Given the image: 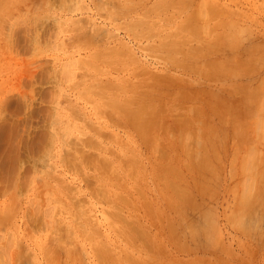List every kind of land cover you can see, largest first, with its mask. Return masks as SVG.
<instances>
[{"label": "rangeland", "instance_id": "rangeland-1", "mask_svg": "<svg viewBox=\"0 0 264 264\" xmlns=\"http://www.w3.org/2000/svg\"><path fill=\"white\" fill-rule=\"evenodd\" d=\"M193 10L195 14L191 13ZM187 15L191 16V20ZM181 24L183 27L179 28ZM195 28L201 30L198 36L192 33L196 32ZM175 33H178L177 36ZM214 36H218L219 40ZM178 39L184 44L179 43ZM157 40L169 43L164 45L166 42H161L162 45L158 46L161 43H157ZM208 41H211L208 44L211 47L218 46V53L207 50L210 47H207ZM154 44L158 47H153ZM194 47L198 50H194ZM185 52L188 54L184 57ZM191 52L197 55L193 53L190 56ZM199 56L209 60H206L209 62L207 65L212 62L211 65L207 66L204 59L196 58ZM160 58H164V61ZM182 61L186 62V67L180 63ZM227 64H231L230 68ZM188 67L193 72L191 69L189 72ZM216 68L224 73L216 75L213 72ZM206 75L208 78H205ZM167 77H170L169 80ZM263 79L264 0H0V129L3 128L2 133L0 130V149L4 150L0 155V264H264V207L248 210L251 213L247 211L249 216L244 214L247 215L243 216L247 218L244 220L247 226H242L243 229L235 227L230 216H234L237 210V195L248 182L239 167H236V175L233 174L236 160L247 156V159H253L257 169L264 167V103L257 105V99L252 101L248 93L254 86L253 89L260 91L264 98ZM156 90L160 92L159 95L156 93L157 97ZM211 93L214 98L209 95ZM218 101L223 102L221 106L224 104L222 108L227 112L224 108L223 112L216 110L215 106L220 107L215 104ZM142 102H146V105ZM140 103L146 106L145 111H161L155 119H160L158 127L152 124L156 123L154 118L149 123L150 116L144 114L148 119L144 125L152 127L150 134L153 128L156 129L154 135L149 136L148 145L126 119L129 110L142 107ZM176 105L186 108L178 110ZM191 105L192 109L189 108ZM226 107H230L231 111ZM124 109L125 112L122 111ZM255 109L257 112L261 110L260 118L253 121ZM232 110L234 113H230ZM151 111L149 115H154L150 114ZM145 113L148 114V111ZM163 115L165 119H162ZM190 116L193 119L201 118L198 119L200 122L197 120L196 123L195 119L193 123L190 122L197 125H192L193 128L187 126L190 125ZM178 123L181 132L186 130L185 127L193 132L186 130L181 133L177 128ZM230 123L237 127L233 128ZM161 125L165 126L162 128ZM246 127L249 128L248 134L251 132L249 136ZM204 130L210 135H207L209 140L216 144L214 151L219 153H215L217 156H211L213 150L210 153L204 145L200 149ZM207 137L202 141L207 142ZM192 138L197 141L194 140V143ZM151 142L154 147H151ZM211 144L209 149H213ZM179 145L185 153H181ZM191 145L195 146L194 149L192 147L193 152ZM195 149L200 153H194ZM191 152L196 155L193 157ZM174 153L176 156L173 158ZM205 153V157L210 156L213 160L214 170L217 169L214 172L218 177H212L202 168L205 174L201 178V168L197 169L200 172L192 173L183 166L188 161L192 165V160L195 166L198 157L202 160ZM190 155L191 161L188 160ZM165 156L169 162H174L168 164L167 160L166 163ZM161 158H164L163 161ZM99 159L101 162H98ZM217 161L222 164L218 165ZM162 162L175 168L180 166L182 178L175 174L177 195L174 201L167 202L174 205V202L181 201V196L187 195L190 206L187 203L181 204L184 207L177 205V208H181L180 213H185L183 216L174 214L168 206V209L165 207L167 202L161 201L163 194L160 191L163 190L164 195L167 191L162 188L165 185L161 184L165 179H161L163 175L159 171L162 182L157 181L155 173L164 166ZM159 164H162L161 167ZM9 166L11 170L7 174L6 168ZM111 170L115 176H112ZM228 175H232L231 180ZM171 178L175 182L173 176ZM197 180L201 184L194 182ZM245 189L248 192L249 187ZM119 196L126 198L127 202ZM252 215H258L257 219ZM167 220L168 225L170 222L173 227H167ZM128 224L137 230H132ZM203 232L212 235L206 234L205 237ZM176 240L180 242L179 245H176Z\"/></svg>", "mask_w": 264, "mask_h": 264}, {"label": "bare ground", "instance_id": "bare-ground-1", "mask_svg": "<svg viewBox=\"0 0 264 264\" xmlns=\"http://www.w3.org/2000/svg\"><path fill=\"white\" fill-rule=\"evenodd\" d=\"M174 4H175V3H174ZM182 5H183V4H182ZM171 6H173V5H171ZM198 6H199V5H198ZM180 7H181V6H180ZM174 9H175V8H174ZM177 9H178V8H177ZM180 9H181V8H180ZM193 9H194V8H193ZM197 9H198V8H197ZM166 10H167V9H166ZM171 11H173V10H170V12H171ZM167 12H168V11H167ZM186 12H187V11H186ZM190 12H191V11H190ZM195 12H196V11H195ZM191 13L193 14V13H194V10H193V12H191ZM189 14H190V13H189ZM192 14H191V15H192ZM194 14H195V13H194ZM184 15H185V14H184ZM187 16L189 17V20H191V18H190L191 16H189V15H187ZM207 16H208V13H207ZM163 17H164V16H163ZM169 17H170V16H169ZM205 17H206V16H205ZM165 18H166V17H164V20H166ZM167 18H168V17H167ZM186 18H187V17H186ZM192 18H194V16H193ZM187 19H188V18H187ZM189 20H187V22H188ZM185 21H186V19H184V22H185ZM187 22H186V23H187ZM188 24H189V23H188ZM193 24H195V23H193ZM153 25H154V24H153ZM181 25H182V24H181ZM197 25L199 26V24H196V26H197ZM226 26H227V25H226ZM134 27H135V26H134ZM180 27L182 28L183 25H182V26H179V28H180ZM135 28H136V27H135ZM141 28H142V27H141ZM177 28H178V27H177ZM230 28H231V27H230ZM230 28H229V29H230ZM196 29H197V28H195V30H196ZM204 29H205V28H204ZM240 29H241V28H240ZM137 30H138V29H137ZM195 30L193 29V31H195ZM208 30H209V28H208ZM241 30H242V29H241ZM241 30H240V31H241ZM244 30H245V29H244ZM244 30H243V31H244ZM95 31H96V30H95ZM198 31H201V30H199V28H198V30H196V32H192V33H196V34H197ZM204 31H205V30H204ZM233 31L236 32V30H233ZM248 31H249V30H248ZM136 32H137V31H136ZM202 32H203V31H202ZM210 32H212V31L210 30ZM231 32H232V31H231ZM235 32H233V36H234ZM89 33H90V32H89ZM189 33H191V32H189ZM228 33H229V32H228ZM91 34H92V33H91ZM97 34H98V33H97ZM102 34H103V33H102ZM175 34H176V33H175ZM177 34H178V33H177ZM177 34H176V36H177ZM204 34H205V33H204ZM206 34H207V33H206ZM214 34H215V33H214ZM221 34H222V33H221ZM225 34H227V33H224V35H225ZM239 34H240V33H239ZM134 35H135V34H134ZM192 35L194 36V34H192ZM217 35H219V33H217ZM224 35H223L222 37H224ZM227 35H228V34H227ZM227 35H226L224 38L227 39V38H228ZM241 35H242V33H241ZM17 36H18V35H17ZM163 36H164V35H163ZM174 36H175V35H174ZM197 36H198V34H197ZM197 36H196V38H198ZM205 36H206V35H205ZM208 36H209V35H208ZM148 37H150V36H148ZM160 37H161V36H160ZM184 37H185V35H184ZM200 37H201V34H200ZM214 37H215V36H214ZM216 37H217V39L219 38L218 36H216ZM216 37H215V38H216ZM229 37H230V35H229ZM231 37H232V36H231ZM234 37H235V36H234ZM236 37H237V36H236ZM247 37H248V36H247ZM247 37H246V38H247ZM146 38H147V37H146ZM162 38H163V37H162ZM165 38H166V37H165ZM232 38H233V37H232ZM172 39H174V38H172ZM191 39H192V41H193V38H191ZM210 39H211V37H210ZM220 39H221V37H220ZM233 39L235 40V38H233ZM233 39H232V40H233ZM170 40H171V39H170ZM174 40H175V39H174ZM184 40H185V39H183L182 41H184ZM218 40H219V39H218ZM229 40H231V39H229ZM154 41H155V40H154ZM171 41H172V40H171ZM178 41H179V43L184 44V43L181 42L179 39H178ZM187 41L189 42L190 40H187ZM211 41H212V39H211ZM211 41H208V43H207V47L210 46V45H208V44H209ZM216 41H217V40L215 39L214 42H216ZM221 41H222V39H221ZM236 41H237V40H236ZM159 42H160V43H161V42L163 43V41H159ZM159 42H158V40H157V43H159ZM165 42H166V41H164V43H165ZM176 42H177V40H176ZM212 42H213V41H212ZM227 42H229V41H227ZM230 42H232V41H230ZM154 43H155V42H154ZM162 43H161V44H158V46H159V45H162ZM164 43H163V44H164ZM168 43H169V42H166L164 45H166V44H168ZM170 43H171V42H170ZM174 43H175V42H174ZM21 44H22V43H21ZM202 44H203V43H202ZM212 44H213V43H212ZM215 44H216V43H215ZM215 44H214V45H215ZM221 44H222V43H221ZM225 44H226V43H225ZM230 44H231V43H230ZM230 44H229V45H230ZM234 44H235V43H234ZM253 44H254V43H253ZM253 44H252V46H253ZM255 44H256V43H255ZM255 44H254V45H255ZM257 44H258V43H257ZM169 45H170V44H169ZM169 45H168V46H169ZM189 45H190V44H189ZM203 45H204V44H203ZM203 45H201V46H203ZM218 45H219V42H218ZM151 46H152V45L150 44V47H151ZM156 46H157L156 44L153 45V47H156ZM158 46H157V47H158ZM194 46H195V45H194ZM216 46H217V45H216ZM216 46H212V47L210 46V47H208L207 50L210 49L213 53L216 54V52L218 53V50H219V49L217 48L218 46H217V47H216ZM223 46H224V45H223ZM226 46H227V45H226ZM250 46H251V45H250ZM178 47H179V46H178V44H177V48H178ZM186 47L189 49V47H191V45H190L189 47H188V46H186ZM196 47H198V46H196ZM196 47H194V50H195ZM230 47H231V46H230ZM237 47H238V46H236V48H237ZM256 47H257V46H256ZM261 47H262V46H261ZM161 48H164V47H161ZM182 48H183V47H182ZM192 48H193V47H192ZM204 48H206V47H204ZM258 48H259V47H258ZM258 48H257V49H258ZM159 49H160V48H159ZM216 49H217V50H216ZM233 49H234V48H233ZM249 49H250V47H249ZM252 49H254V48H252ZM252 49L250 50V52L252 51ZM259 49H260V48H259ZM161 50H162V49H161ZM175 50H176V48H175ZM178 50H179V49H178ZM185 50H186V49H185ZM191 50H192V49H191ZM191 50H190V51H191ZM196 50H198V48H196ZM213 50H214V51H213ZM215 50H216V51H215ZM228 50H230V49H228ZM234 50H235V49H234ZM176 51H177V50H176ZM179 51H180V50H179ZM181 51H182V50H181ZM188 51H189V50H187L186 52H188ZM200 51H201V48H200ZM124 52H125V51H124ZM186 52H185V53H186ZM197 52H198V51H197ZM201 52H202V51H201ZM201 52H200V53H201ZM205 52H206V51H205ZM205 52H203V53H205ZM221 52H224V51L222 50ZM225 52H227V51H225ZM230 52H231V51H230ZM116 53H117V52H116ZM193 53L196 54L195 52H193ZM193 53L191 52V53H190V54H191L190 56H192ZM207 53H208V52H207ZM213 53H212V54H213ZM239 53H240V52H239ZM96 54H97V52H96ZM96 54H95V55H96ZM99 54H101V53H99ZM114 54H115V53H114ZM187 54H188V53L184 54L183 56L185 57V55H187ZM194 54H193V55H194ZM196 55H197V54H196ZM199 55H200V54H199ZM202 55H203V54H202ZM205 55H207V54H204L203 56H205ZM208 55H209V53H208ZM231 55H232V54H231ZM95 57H96V56H95ZM97 57H98V56H97ZM188 57H189V56H188ZM205 57H206V56H205ZM205 57L203 58V57L199 56V57H196V58H201V59H204V60H205ZM229 57H230V56H229ZM229 57H228V58H229ZM260 57H261V56H260ZM158 58H159V57H158ZM165 58H166V57H165ZM207 58H208V57H207ZM228 58H227V59H228ZM231 58H233V57H231ZM252 58H253V57H252ZM252 58H251V59H252ZM258 58H259V57H258ZM258 58H257V59H258ZM261 58H263V57H261ZM261 58H260V59H261ZM160 59H162V58H160ZM163 59H164V58H163ZM163 59H162V60H163ZM182 59H185V58L182 57ZM216 59H217V58H216ZM216 59H215V60L213 59V61H216ZM253 59H255V57H254ZM187 60H188V59H187ZM194 60H195V59H194ZM204 60H202V62H203ZM206 60H207V59H206ZM206 60L204 61V62H205V63H204L205 65H207V64L209 63V62L207 63ZM210 60H211V59H210ZM222 60H223V59H222ZM244 60H245V59H244ZM262 60H263V59H262ZM100 61H101V60H100ZM163 61H164V60H163ZM163 61H162V63H163ZM166 61H167V58H166ZM196 61H197V60H196ZM198 61H200V60L198 59ZM207 61H209V60H207ZM217 61H218V59H217ZM227 61H228V60H227ZM230 61H231V60H230ZM239 61H240V60H239ZM239 61H238V62H239ZM247 61H248V60H247ZM247 61H246V62H247ZM255 61H256V60H255ZM257 61H259V60H257ZM257 61H256V62H257ZM260 61H261V60H260ZM222 62H223V61H222ZM228 62H229V61H228ZM235 62H236V61H235ZM261 62H262V61H261ZM180 63L184 64V63H186V62L182 61V62H180ZM197 63H198V62H197ZM206 63H207V64H206ZM211 63H212V62H211ZM211 63H210V65H211ZM229 63H230V62H229ZM232 63H233V62H232ZM239 63H240V62H239ZM253 63H255V62H253ZM182 64L180 65V67L182 66ZM188 64H190V62H189ZM202 64H203V63H202ZM214 64H215V62H214ZM220 64H221V63H219V65H220ZM173 65H174V64H173ZM176 65H177V64H176ZM199 65H200V64H198L197 66H199ZM210 65H207V66H210ZM212 65H213V64H212ZM216 65H217V64H216ZM225 65H226V64H225ZM225 65H224V66H225ZM227 65H228V64H227ZM237 65H238V64H237ZM253 65H254V64H253ZM256 65H257V64H256ZM186 66H187V65H186ZM186 66H185V64H184V67H186ZM189 66H190V65H189ZM192 66H193V65H192ZM203 66H204V65H203ZM207 66H205V67H207ZM213 66H214V65H213ZM213 66H211V67H213ZM221 66H222V65H221ZM230 66H231V64L228 65L229 68H230ZM238 66H239V65H238ZM241 66H242V65H241ZM241 66H240V67H241ZM251 66H252V64H251ZM254 66H255V65H254ZM165 67H166V66H165ZM178 67H179V66H178ZM195 67H196V66H195ZM222 67H223V66H222ZM247 67H248V66H247ZM257 67H259V66H257ZM192 68H193V67H192ZM207 68H208L209 70H211L210 67H207ZM213 68H214V67H213ZM219 68H220V67H219ZM253 68H254V67H253ZM253 68H252V69H253ZM182 69H183V68H182ZM184 69H186V68H184ZM188 69H189V67H188ZM190 69H191V68H190ZM190 69H189V72H190ZM193 69H194V68H193ZM220 69H221V68H220ZM220 69H219V70H220ZM223 69H224V68H223ZM232 69H233V68H232ZM232 69H231V70H232ZM236 69H238V68H236ZM236 69H235V70H236ZM139 70H141V69H139ZM197 70H198V68H197ZM197 70H196V72H197ZM212 70H213V69H212ZM224 70L226 71V69H224ZM224 70H223V71H224ZM249 70H250V69H249ZM191 71L193 72L192 69H191ZM194 71H195V70H194ZM198 71H199V70H198ZM206 71H207V70H206ZM232 71H233V70H232ZM236 71H238V70H236ZM201 72H202V71H201ZM201 72H199V74H200ZM213 72H214L216 75H222V73H224V72L221 73L220 71H217V68L214 69ZM230 72H231V71H230ZM144 73H145V71H144ZM205 73H206V72H205ZM231 73H232V72H231ZM231 73H230V74H231ZM236 73H237V72H236ZM236 73H235V76H236ZM142 74H143V73H142ZM168 74H169V73H168ZM188 74H189V73H188ZM199 74H197V75H199ZM206 74H207V73H206ZM227 74H228V73H227ZM227 74H226V75H227ZM233 74H234V73H233ZM237 74H238V73H237ZM133 75H134V74H133ZM165 75H166V74H165ZM165 75H164V76H165ZM174 75H175V74H174ZM192 75H193V74H192ZM202 75H204V74L202 73ZM223 75H224V74H223ZM169 76H171V75H169ZM183 76H184V75H183ZM214 76H215V75H214ZM137 77H138V76H137ZM151 77H152V76H151ZM174 77H175V76H174ZM211 77H212V76H211ZM167 78H168V77H167ZM169 78H170V77H169ZM169 78H168V80H169ZM175 78H176V77H175ZM205 78H208V76L206 75ZM216 78H217V76H216ZM218 78H219L220 80H222V78H220V77H218ZM218 78H217V79H218ZM149 79H152V78H149ZM164 79H166V76H165ZM180 79H181V78H180ZM211 79H212V78H211ZM211 79H210V80H211ZM228 79H229V77H228ZM233 80H234V79H233ZM254 80H255V79H254ZM254 80H253V81H254ZM263 80H264V79H263ZM156 81H158V80H156ZM161 81H162V80H161ZM164 81H165V80H164ZM180 81H181V80H180ZM184 81H185V80H184ZM166 82H167V81H166ZM187 82H188V81H187ZM200 82H201V81H200ZM262 82H263V81H262ZM152 83H154V82H152ZM152 83H151V84H152ZM110 84H111V83H110ZM147 84H148V83H147ZM162 84H163V82H162ZM149 85H150V83H149ZM166 85H167V83H166ZM176 85H177V84H176ZM176 85H175V86H176ZM181 85H182V84H181ZM236 85H237V84H236ZM261 85H262V83H261ZM146 86H147V85H146ZM164 86H165V84H164ZM169 86H170V85H168V87H169ZM230 86H231V85H230ZM239 86H240V85H239ZM107 87H108V86H107ZM158 87H159V86H158ZM182 87H183V86H182ZM240 87H241V86H240ZM251 87H252V86H251ZM253 87H254V86H253ZM253 87H252V89H253ZM160 88H161V87H160ZM233 88H234V87H233ZM203 89H204V88H203ZM208 89H209V88H208ZM248 89H249V88H248ZM252 89H251V92H248V93H250V95H249V96H250L249 99L251 98L252 101H254L255 99H257V100H256V101H257V105H261V106H262L263 103H264V98H263V96H261V95H262L261 92L258 91V90H256V89H255V90L253 89V91H252ZM180 90H181V89H180ZM217 90H218V89H217ZM156 91H157V90H156ZM156 91H154L155 94L157 93V94L159 95V93H160L159 90H158L157 92H156ZM160 91H161V90H160ZM175 91H176V90H175ZM198 91L200 92L199 89H198ZM207 91H208V90L206 89V92H207ZM140 92H141V90H140ZM143 92H144V90H143ZM143 92H142V93H143ZM146 92H147V91H146ZM148 92H149V91H148ZM152 92H153V91H152ZM158 92H159V93H158ZM177 92H178V91H177ZM190 92H192V91H190ZM193 92H194V91H193ZM209 92H211V90H209ZM235 92H236V91H235ZM239 92H240V91H239ZM246 92H247V91H246ZM259 92H260V93H259ZM202 93H204V91H203ZM207 93H208V92H207ZM207 93L205 94V96L207 95ZM214 93H215V92H214ZM148 94H150V92H149ZM148 94H147V95H148ZM157 94H156V96H155V95H154V96L157 97ZM161 94H162V93H161ZM163 94H165V92H164ZM183 94H184V93H183ZM187 94H188V93H187ZM196 94H197V93H196ZM166 95H167V94H166ZM178 95H179V93H178ZM185 95H186V94H185ZM191 95H192V94H191ZM209 95L212 96L213 94L211 93V94H209ZM209 95H208V96H209ZM214 95H215V94H214ZM154 96H153V97H154ZM169 96H170V95H169ZM187 96H188V95H187ZM195 96H196V95H195ZM203 96H204V95H203ZM203 96H202V97H203ZM216 96H217V95H216ZM216 96H215V98H216ZM174 97H175V96H174ZM176 97H178V96H176ZM181 97H183V96H181ZM184 97H185V96H184ZM190 97H191V96H190ZM198 97H199V96H198ZM212 97L214 98V96H212ZM105 98H107V97H105ZM147 98H148V97H147ZM150 98H151V97H150ZM187 98H188V97H186V99H187ZM195 98H196V97H195ZM231 98H232V97H231ZM245 98H246V97H245ZM193 99H194V98H193ZM210 99H211V98H210ZM129 100H130V99H129ZM129 100H128V101H129ZM136 100H137V99H136ZM165 100H166V99H165ZM191 100H192V99H191ZM191 100H190V101H191ZM200 100H201V99H200ZM163 101H164V100H163ZM166 101H167V100H166ZM215 101H216V99H215ZM249 101H250V100H249ZM164 102H165V101H164ZM169 102H170V101H169ZM218 102H220V101H218ZM218 102H215V104L218 105V106H220L221 109H220V107L217 108V106H215V107H216V110L219 109L218 111H222L223 108H224V107L222 108V106H224V104L221 106V103H223V102L221 101V102H220V105H219ZM254 102H255V101H254ZM254 102H253V103H254ZM145 103H146V102H142V104H145ZM171 103H172V102H171ZM202 103H203V102H202ZM205 103H206V102H205ZM134 104H135V103H134ZM140 104H141V103H140ZM142 104H141V105H142ZM135 105H136V104H135ZM145 105H146V104H145ZM145 105H144V106L142 105L143 109H142L141 106L137 105V106H139L141 109H140V108H137V109H135V110L133 109L132 111L129 110V112H128V118H126V119H127L128 121H130L129 123H131V126H132L131 128L134 129V132H137V133L140 135L139 137H140L141 139H143V141L148 145V142L150 141V137H149V136H151V135L154 133V131H155L156 129L154 130V128H153V129H152L153 133L151 132L152 134H150V127H151V126H149V128H148L147 124H146V126H145L144 124L147 122L148 119H150L149 123H152L153 121H151V118H152V120H153V118H154V120H155V119L157 118V116H158L157 114H159L161 111H159V110H158L159 107H157L158 113H157V112H154V110H153V112L150 110V111H151L150 114H154V115H149V112H150V111H149V110H146V111H148V114H146V113H145V112H146V111H145V107H146ZM148 105H149V104H148ZM151 105H152V103H151ZM169 105H171V104H169ZM180 105H181V104H179V106H180ZM209 105H210V104H209ZM114 106H115V105H114ZM116 106H117V105H116ZM176 106H177V105H176ZM179 106H177L178 110H179V109H185V108H186V106H185L184 108H183L182 106H181L182 108L179 107ZM183 106H184V105H183ZM188 106H189V105H188ZM212 106L214 107V104H213ZM246 106H247V105H246ZM147 107H148V106H147ZM155 107H156V106H155ZM161 107H162V106H161ZM213 107H211V108H212V110L215 111V108L213 109ZM248 107H249V106H248ZM251 107H252V105H251ZM117 108H118V107H117ZM134 108H135V107H134ZM162 108L164 109V107H162ZM189 108L192 109V108H193L192 105H191ZM206 108H207V107H206ZM226 108H227V107H226ZM120 109H121V108H120ZM126 109H128V108H126ZM130 109H131V108H130ZM148 109H149V108H148ZM163 109H162V110H163ZM209 109H210V108H209ZM224 109H225V108H224ZM227 109H228V108H227ZM229 109H230V107H229ZM229 109H228V110H229ZM260 109H261V108H260ZM262 109H263V108H262ZM160 110H161V108H160ZM169 110H170V109H169ZM186 110H187V109H186ZM195 110H196V108H195ZM198 110H199V108H198ZM225 110H226V109H225ZM225 110H224V111H225ZM122 111L125 112V109L122 110ZM230 111H231V109H230ZM230 111H229V112H230ZM234 111H235V110H234ZM243 111H244V110H243ZM259 111H261V110L258 109V112H257L256 109L253 110V113H252V116H253V117H252L251 120L255 121V120H257V118H260V112H259ZM123 112H122V113H123ZM163 112H164V110H163ZM203 112H204V110H203ZM212 112H213V111H212ZM222 112H223V111H222ZM226 112H227V110H226ZM237 112H238V110H237ZM263 112H264V111H263ZM106 113H107V112H106ZM179 113H180V112H179ZM181 113H182V112H181ZM184 113H185V112H184ZM194 113H196V112H194ZM230 113H234L233 110H232V112H230ZM144 114L147 115L148 117H149V116H150V117L147 119V116H144ZM155 114H156V115H155ZM170 114H171V113H170ZM192 114H193V113H192ZM204 114H206V113H204ZM124 115H125V117H126L127 112H126V114L124 113ZM160 115H161V114H160ZM168 115H169V114H168ZM182 115H183V113H182ZM198 115L200 116V114H198ZM214 115H215V114H214ZM228 115H229V114H227V116H228ZM247 115H248V114H247ZM261 115H262V114H261ZM154 116H156V117H154ZM235 116H236V115H235ZM235 116H234V117H235ZM144 117H145V118H144ZM162 117H163L162 119H165V118H164V117H165L164 115H163ZM166 117H167V114H166ZM181 117H182V116H181ZM216 117H217V116H216ZM261 117H262V116H261ZM167 118H168V117H167ZM191 118H192V119H191ZM199 118H200V117H199ZM199 118H196V119H195V117H194L196 123H197V120H198ZM231 118H232V117H231ZM262 118H263V117H262ZM181 119L183 120V118H181ZM194 119H193L192 116H190V121H188V123H190V122H191L192 120H194ZM200 119H201V118H200ZM109 120H110V119H109ZM109 120H108V121H109ZM158 120H160V119H158ZM158 120H155L156 123H154V122L152 123V124H156V125H155L156 127H158V125H160V122H159ZM174 120H175V119H174ZM178 120H179V119H178ZM216 120H217V119H216ZM233 120L235 121V119H233ZM143 121H144V122H143ZM157 121L159 122V124H158ZM162 121H163V120H162ZM162 121H161V122H162ZM180 121H181V120H180ZM184 121H186V120H184ZM195 121H194V122H195ZM198 121L200 122V120H198ZM201 121H202V120H201ZM212 121H213V120H212ZM164 122H165V121H164ZM186 122H187V121H186ZM242 122H243V121H242ZM149 123H148V124H149ZM162 123H163V122H162ZM167 123H168V122H167ZM180 123H182V122H180ZM192 123H193V121H192ZM192 123H190V125L188 124L187 126H189L190 128H193V127H192V125H193ZM220 123H221V122H220ZM237 123H238V122H237ZM237 123H236V124H237ZM239 123H241V122L239 121ZM257 123H258V122H257ZM169 124H170V123H169ZM175 124H176V123H175ZM202 124L204 125V123H202ZM230 124H231V123H230ZM258 124H259V123H258ZM162 125H163V124H162ZM162 125H161V126H162ZM165 125H166V124H165ZM165 125H164V126H165ZM179 125H180V124L178 123V124H177V126H178L177 128H178L179 131H180ZM185 125H186V123H185ZM185 125H182V126H185ZM200 125H201V124H200ZM205 125H208V124H205ZM227 125H228V124H227ZM233 125H234V124H233ZM250 125H251V124H250ZM250 125H248V127H249ZM259 125H260V124H259ZM164 126H162V128H163ZM193 126H197V125L194 124ZM211 126H212V125H210V127H211ZM231 126H232V124H231ZM201 127H202V126H201ZM204 127H205V129H206V126H204ZM207 127H209V126H207ZM228 127H229V125H228ZM232 127H233V126H232ZM235 127H237V125H235ZM235 127H233V128H235ZM239 127H240V126H239ZM248 127H246V133H247V134H248L247 130L249 129ZM151 128H152V127H151ZM162 128H161V129H162ZM177 128H176V129H177ZM185 128H186V130H187V127H185ZM190 128H189V130H192V129H190ZM194 128H195V127H194ZM230 128H231V127H230ZM250 128H251L250 130H252V127H250ZM262 128H263V127H262ZM2 129H3V128H2ZM2 129H0V130H2ZM93 129H94V128H93ZM157 129H158V128H157ZM159 129H160V128H159ZM181 129H182V128H181ZM211 129H213V128H211ZM215 129H216V128H215ZM239 129H240V128H239ZM147 130H149V131H148L149 133L147 132ZM163 130H164V129H163ZM182 130H183V129H182ZM186 130H183L182 132H181V131H180V132H181V133H184V131H186ZM189 130H187V131H189ZM199 130H200V129H199ZM227 130H229V128H228ZM230 130H231V129H230ZM233 130H234V132L236 131L235 129H233ZM233 130H232V131H233ZM253 130H254V129H253ZM160 131H161V130H160ZM164 131H165V130H164ZM166 131H169V130H166ZM202 131H203V130H202ZM205 131H206V130H204V132H205ZM214 131H215V130H214ZM214 131H213V132H214ZM248 131H249V130H248ZM260 131H261V130H260ZM2 132H3V130L1 131V133H2ZM97 132H98V131H97ZM192 132H193V130H192ZM211 132H212V131H211ZM234 132H232V133H234ZM237 132H239V131H237ZM127 133H128V132H127ZM137 133H136V134H137ZM160 133H161V132H160ZM181 133H180V135H181ZM187 133H188V132H187ZM250 133H251V132H250ZM250 133H249V134H250ZM259 133H260V132L258 131V134H259ZM138 134H137V136H138ZM147 134H148V135H147ZM190 134H191V132H190ZM200 134H202V133H200ZM203 134H204V137H205V136L207 137V135L210 136V135H209L208 133H206V132L203 133ZM211 134H212V133H211ZM235 134H236V133H235ZM249 134H248L247 136H249ZM256 134H257V131H256ZM260 134H261V133H260ZM260 134H259V136H260ZM5 135H6V134H5ZM5 135H4V136H5ZM153 135H154V134H153ZM170 135H171V134H170ZM192 135H195V134L193 133ZM212 135H213V134H212ZM233 135H234V134H233ZM236 135H237V134H236ZM236 135H234V136H236ZM1 136H2V134L0 135V137H1ZM167 136H168V134H167ZM174 136H175V135H174ZM202 136H203V135H202ZM214 136H215V135H214ZM262 136H263V135H262ZM5 137H6V136H5ZM111 137H112V136H111ZM152 137H154V136H152ZM200 137H201V136H200ZM204 137H201V138H200V139H201L200 141L203 142V143L201 144V148H200V149H202V145H204V146H205L204 148H205L206 150H207V149L210 150V153H211V150H213V152L211 153V154H212L211 156H213V154L215 155V153L217 152V151H214V149H216V148H214V147H216V146H215L216 144L214 145L213 142H211V139L209 140V137H207V139H206L207 142H206V141H202L203 139L206 138V137H205V138H204ZM239 137H240V136H239ZM239 137H238V138H239ZM254 137H255V136H254ZM257 137H258V136H257ZM182 138H184V136H182ZM182 138H180L181 141L183 140ZM210 138H211V137H210ZM238 138H236V139H238ZM249 138H250V137H249ZM249 138L247 137V139H249ZM260 138H262V137L260 136ZM0 139H1V138H0ZM85 139H87V137H86ZM146 139H147V140H146ZM157 139H158V138H157ZM192 139H193V142H194V143H195V141H197V140H195V138H192ZM213 139L217 140L216 138H213ZM232 139H233V138H232ZM263 139H264V138H263ZM3 140H4V138H3ZM117 140H118V139H117ZM117 140H116V142H118ZM152 140H155V139H151V141H152ZM166 140H167V139H166ZM194 140H195V141H194ZM242 140H243V138H242ZM85 141H87V140H85ZM173 141H175V139H174ZM198 141H199V140H198ZM91 142H92V144H93V140H92V139H91ZM141 142H142V140H141ZM154 142H155V141H154ZM168 142H169V141H168ZM179 142H180V141H179ZM191 142H192V141H191ZM236 142H237V141H236ZM262 142H263V141H262ZM89 143H90V142H89ZM142 143H143V142H142ZM171 143H172V142H171ZM180 143H181V142H180ZM188 143H189V142H188ZM211 143H212V144H211ZM90 144H91V143H90ZM149 144H150V142H149ZM151 144H152V146H151V145H150V146H151V147H154V146H153L154 143L151 142ZM172 144H173V143H172ZM189 144H190V143H189ZM189 144H187V145H189ZM210 144H211V147H213V149H212L211 147H210L211 149H209ZM240 144H241V143H240ZM98 145H99V144H98ZM142 145H143L145 148H147V147H146L147 145H144V144H142ZM170 145H171V144H170ZM213 145H214V146H213ZM235 145H236V144H235ZM235 145H234V146H235ZM164 146H165V145H164ZM236 146H237V145H236ZM87 147H88V146H87ZM157 147L159 148V146H157ZM179 147L181 148V145H179ZM183 147H184V146H183ZM189 147H190V146H189ZM192 147H193V149H194L195 146L191 145V148H190V149H191V151L193 152ZM199 147H200V145H199ZM238 147H239V146H238ZM238 147H237L236 150H238ZM249 147H250V146H249ZM8 148H9V147H8ZM98 148H99V147H98ZM160 148H161V147H160ZM173 148H174V146H173ZM173 148H172V150H173ZM234 148H235V147H234ZM90 149H91V148H90ZM92 149H93V148H92ZM109 149H110V148H109ZM162 149H163V148H162ZM198 149H199V148H198ZM198 149H197V150L195 149V150H194V151H195L194 153H196V151L199 152ZM225 149H226V148H225ZM239 149H240V148H239ZM98 150H99V149H98ZM111 150H112V149H111ZM111 150H110V151H111ZM152 150H153V149H152ZM188 150H189V149H188ZM233 150H234V149H233ZM236 150H235V151H236ZM185 151H186V150H185ZM200 151H201V150H200ZM6 152H7V151H6ZM111 152H112V151H111ZM159 152H160V151H159ZM162 152H163V151H162ZM182 152H184V150L182 151V148H181V153H182ZM192 152H191V154H192V156L194 157V155H196V154H193ZM204 152H205V150H204ZM207 152H208V153H207V155H208V154H209V151H207ZM232 152H233V151H232ZM237 152H239V151H237ZM256 152H257V150H256ZM1 153H2V154L4 153V150H3V149H0V155H1ZM167 153H168V152H167ZM184 153H185V152H184ZM199 153H200V152H199ZM202 153H203V152H202ZM217 153H218V152H217ZM217 153H216V154H217ZM223 153H224V152H223ZM234 153H235V152H234ZM73 154H74V153H73ZM97 154H98V153H97ZM175 154H176V153L173 154V158H174V155H175ZM186 154H188V152H187ZM218 154H219V153H218ZM113 155H115V154H113ZM152 155H153V154H152ZM160 155H161V154H160ZM167 155H168V154H167ZM169 155H170V154H169ZM169 155H168V156H169ZM177 155H178V154H177ZM188 155H189V154H188ZM188 155H187V156H188ZM202 155H203V154H202ZM205 155H206V153H205L204 156L202 157V158H203L202 160L200 159L201 157H198V159L196 160V161H197V162H196L197 164H196L195 166L193 165V163H194L193 161H194V160H192V165L190 164L191 162L188 163L189 161H188L187 163L190 164V165H187V163L184 161V160H187V159H185L186 157H183V159H184L183 161L185 162V163H184V162H183V163H184L185 165H183V164H182V165H183L187 170L191 171L192 173H193V172L197 173V171L201 168V169H200V171H201V173H200V174H201V178H203V176H204V174H205V173H204V174L202 173L203 169H204V171H206V173H209V175H211L212 177H213V175H214V177H215V175H216L215 173H216V172H214V171H215V170L217 171V169L214 170V168H216V167H215V165H213V160L211 159L210 156H209V158H208L207 156L205 157ZM231 155H232V154H231ZM251 155H252V154H251ZM257 155H258V154H257ZM257 155H255V156H257ZM70 156H71V155H70ZM75 156H76V155H75ZM75 156H74V157H75ZM96 156H97V155H96ZM115 156H116V155H115ZM115 156H114V157H115ZM118 156H119V155H118ZM157 156H158V155H157ZM168 156H167V157H168ZM175 156H176V155H175ZM182 156H183V155H182ZM192 156L190 155V156L188 157V160L192 159ZM198 156H199V154H198ZM200 156H201V155H200ZM215 156H217V155H215ZM72 157H73V155H72ZM163 157H164V155H163ZM169 157H170V156H169ZM204 157H205V159H204ZM232 157H234V155H232ZM259 157H260V156H259ZM99 158H100V157H99ZM101 158H102V157H101ZM116 158H118V157H116ZM154 158H155V157H154ZM173 158H171V161H172ZM178 158H179V156H178ZM189 158H190V159H189ZM230 158H231V157H230ZM68 159H69V158H68ZM146 159H148V157H147ZM146 159H145V160H146ZM163 159H164V158H163ZM163 159L161 158V161H163ZM168 159H169V158H166V156H165V159H164V160H166V161H165L166 163H167V160H168ZM175 159H176V158H175ZM180 159H181V158H179V160H180ZM193 159H194V158H193ZM195 159H196V158H195ZM209 159H211L212 162H211ZM215 159H216V157L214 158V160H215ZM235 159H236V154H235ZM239 159H240V157H239ZM250 159H251V158L247 159V156H246L245 158H242V159H240V160H238V161L236 160L237 164L234 165V166H235V167H234L235 170H234V173H233V174L236 175V173H237V171H236V170H237L236 167H239L240 170H242V172H244V177H246V179L248 180V182H247V184H246V187H249L248 192H246L247 189H245V188H246V187H245V188L242 189L240 195L235 194V195L239 196V197L237 198V199H238L237 203H238V202H239V203H238V206H237V208H236L237 210L234 211V212H235L234 216H233V215H230V216L233 217V223H232V224H234L235 227H238L239 229H243L242 226L245 227V225H246V224L244 223V220L247 219V218H243V216H247V215H248V213H247L248 210L251 211V209L257 208V206H258V207H259V206H260V207H264V167H263V169H257V168L254 166L255 164L253 165V159H252V160H250ZM254 159H255V158H254ZM259 159H261V157H260ZM259 159H258V160H259ZM101 160H102V159H101ZM148 160H149V159H148ZM148 160H147V161H148ZM157 160H158V159H157ZM177 160H178V159H177ZM219 160H220V158H219ZM229 160H230V159H229ZM255 160H256V159H255ZM255 160H254V163H255ZM5 161H6V160H5ZM97 161H98V160H97ZM102 161H103V160H102ZM130 161H131V160H130ZM169 161H170V160H168V164L171 163V162H169ZM181 161H182V160H181ZM181 161H180V163H182ZM190 161H191V160H190ZM215 161H216V160H215ZM215 161H214V162H215ZM220 161H221V160H220ZM220 161H219V162H220ZM234 161H235V160H234ZM98 162H101L100 159H99ZM98 162H97V163H98ZM103 162H106L105 159H104ZM103 162H102V163H103ZM141 162H142V161H141ZM154 162H157V161H154ZM165 162H164V163L162 162V164H163L164 166H163L161 169H157V168H159V167L157 166L156 169H157V172H158V173H155L156 171L152 170V171L157 175V177L159 178V179H158V178H155V179H157V181H159V180H160V177H162L161 175H163V177H162L161 179H163V178L165 179V182H164L165 184H164V183H161V182H162L161 180H160V181H161L160 183L163 184V185H165V186L168 188V189L165 188V186L162 187V188L164 189V191H165V189L167 190V191H165V192H166V194H165L166 196L164 195V192H162L163 190L160 191V193H162L163 195H162V194H159V195H158V196L162 195V197H161V198H163V199H161L162 202H164V201L167 202V201H171V200L174 201L173 198H174V196L177 195V193H176V184H175V183H178V182H176L175 174H177V175L179 174L180 177L182 178V176H181V174H180V171H181V170L179 171V169H180V166H179V165H177V167L179 166V168H178V170H177V167L175 168V166H173V165H171V166H170V165H167V164H165ZM173 162H174V160L172 161V163H173ZM176 162H177V161H176ZM217 162H218V161H217ZM219 162H218V163H219ZM236 162H234V163H236ZM102 163H99V165L102 164ZM109 163H110V162H108V164H109ZM172 163H171V164H172ZM177 163H178V162H177ZM177 163H176V164H177ZM210 163H211V165H212L211 167H210ZM234 163H233V164H234ZM90 164H91V163H90ZM110 164H111V163H110ZM157 164H158V163H157ZM162 164H159V166L162 165ZM176 164H175V165H176ZM214 164H215V163H214ZM220 164H222V163H219L218 165H220ZM233 164H232V165H233ZM263 164H264V163H263ZM11 165H12V164H11ZM91 165H92V164H91ZM91 165H90V166H91ZM104 165H105V164H104ZM165 165H166V166H165ZM95 166L98 167V165H95ZM101 166H102V165H101ZM105 166H106V165H105ZM105 166H104V167H105ZM108 166H110V165H108ZM123 166H124V165H123ZM151 166H152V164H151ZM216 166H217V165H216ZM222 166H224V165H222ZM230 166H231V165H229V167H230ZM261 166H262V164H261ZM131 167H132V166H131ZM152 167H153V166H152ZM160 167H161V166H160ZM232 167H233V166H232ZM257 167H258V165H257ZM98 168H100V167H98ZM101 168H102V167H101ZM132 168H133V167H132ZM202 168H203V169H202ZM208 168H210V169H208ZM220 168H221V167H220ZM113 169H114V168H113ZM156 169H155V170H156ZM186 169H184V170H186ZM197 169H198V170H197ZM211 169H212V170H211ZM218 169H219V168H218ZM221 169H222V168H221ZM221 169H219V170H221ZM10 170H11V166L7 167V168H6V173L8 174V173L10 172ZM100 170H101V169H100ZM100 170H99L98 172H100ZM103 170H104V169H103ZM106 170H107V169H106ZM125 170H126V169H125ZM207 170H210V171H207ZM111 171H112V170H111ZM111 171H110V172H111ZM126 171H127V170H126ZM134 171H135V170H134ZM159 171H162V174H161V172H160L161 175L159 174ZM177 171H179V172L177 173ZM200 171H198V172H200ZM228 171H229V169H228ZM104 172H105V171H104ZM131 172H132V171H131ZM175 172H176V173H175ZM211 172H213V174H212ZM219 172H220V171H219ZM101 173H102V172H101ZM113 173H114V172L112 171V176H115L116 174L114 175ZM230 173H232V172H230ZM104 174H105V173H104ZM121 174H122V173H121ZM121 174H120V175H121ZM128 174H129V172H128ZM200 174H198V175L200 176ZM240 174H241V173H240ZM142 175H143V174H142ZM159 175H160V176H159ZM188 175H189V174H188ZM202 175H203V176H202ZM172 176H173V179L175 180V182L172 180V178H171ZM207 176H208V175H207ZM211 176H210L209 178H211ZM216 176L218 177V175H216ZM219 176H220V175H219ZM228 176H229V175H228ZM230 176H232V175H230ZM230 176H229V178H230V180H231V177H230ZM135 177H137V176L135 175ZM180 177H179V178H180ZM183 177H184V176H183ZM205 177H206V175H205ZM234 177H236V176H233V178H234ZM108 178H109V177H108ZM112 178H114V177H112ZM112 178H111V179H112ZM179 178H177V180H178ZM181 178H180V179H181ZM190 178H191V177H190ZM209 178H208V179H209ZM95 179H96V178H95ZM114 179H115V178H114ZM130 179H132V178L130 177ZM152 179H153V178H152ZM183 179H184V178H183ZM193 179H195V178H193ZM193 179H191V180H193ZM216 179H217V178H216ZM119 180H120V179H119ZM144 180H145V178H144ZM202 180H203V179H202ZM205 180H206V179H205ZM214 180H215V179H214ZM247 180H246V181H247ZM116 181H117V180H116ZM140 181H141V180H140ZM178 181H180V180H178ZM181 181H182V180H181ZM206 181H207V180H206ZM244 181H245V180H244ZM117 182H119V181H117ZM192 182H193V181H192ZM194 182L199 184V183H200V180H199V181L197 180V181H194ZM201 182H202V181H201ZM209 182H210V181H209ZM229 182H230V181H229ZM231 182H232V181H231ZM231 182H230V183H231ZM111 183H112V182H111ZM144 183H145V182H144ZM156 183H157V182H156ZM180 183H184V182H179V184H180ZM195 183H194V184H195ZM206 183H207V182H206ZM234 183H235V182H234ZM242 183H245V182H242ZM123 184H124V183H123ZM157 184H158V183H157ZM192 184H193V183H192ZM198 184H197V185H198ZM200 184H201V183H200ZM238 184H239V183H238ZM42 185H44V184H42ZM65 185H66V184H65ZM163 185H162V186H163ZM181 185H182V184H181ZM181 185H179V186H181ZM197 185H196V186H197ZM207 185H208V184H207ZM39 186H41V185H39ZM59 186L62 187V185H59ZM99 186H100V185H99ZM205 186H206V185H205ZM210 186H211V185H210ZM242 186H243V185H242ZM41 187H43V186H41ZM131 187H132V186H131ZM181 187H182V186H181ZM185 187H186V186L183 187L184 190H185ZM193 187L195 188V185H193ZM197 187L200 188V186H197ZM211 187H212V186H211ZM243 187H244V186H243ZM38 188H40V187H38ZM62 188H64V186H63ZM134 188H135V187H134ZM209 188H210V187H209ZM236 188L238 189V187H236ZM64 189H65V188H64ZM100 189H101V188H99V190H100ZM121 189H122V188H121ZM137 189H138V188H137ZM157 189H158V188H157ZM160 189H161V188H160ZM213 189H214V188H213ZM244 189H245V190H244ZM66 190H67V189H66ZM135 190H136V189H135ZM155 190H156V189H155ZM41 191H42V190H41ZM67 191H68V190H67ZM70 191H71V189H70ZM70 191H68V192H70ZM100 191H101V190H100ZM136 191H137V190H136ZM140 191H141V190H140ZM181 191H182V190H181ZM211 191H212V190H211ZM104 192H105V191H104ZM141 192H142V191H141ZM234 192H235V191H234ZM138 193H139V191H138ZM138 193H137V194H138ZM181 193H182V192H181ZM185 193H186V192H185ZM191 193H192V192H191ZM201 193H202V192H201ZM203 193H204V191H203ZM203 193H202V197H203ZM236 193H238V191H237ZM118 194H119V193H118ZM96 195H97V194H96ZM98 195H99V194H98ZM100 195H101V194H100ZM116 195H117V194H116ZM188 195H189V193H188ZM195 195H196V194H195ZM198 195H199V194H198ZM200 195H201V194H200ZM102 196H103V195H102ZM121 196H122V195H121ZM121 196H119L118 198H120ZM163 196H164V197H163ZM178 196H179V195H178ZM103 197H104V196H103ZM139 197H140V196H139ZM143 197H144V196H143ZM143 197H141V198H143ZM166 197H167L168 200L166 199ZM164 198H165V200H164ZM180 198H181V199H180L181 201H180L179 199H177V200H179L181 203L176 201V203L174 202V205H173V204H172L173 202H172V203H171V202H167L168 205L166 204L165 207L168 206L169 209H171L172 211H174V214H177V215H179V216H180V214H181V216H183L185 213H184V214H183V213H180V211H181L180 209H181V208H180V207H179L180 209L177 208V205H178V204H179V205H181V204H185V203H187L189 200H188L187 195H186V196H183V198H182V196H181ZM189 198H190V197H189ZM235 198H236V197H235ZM102 199H103V198H102ZM102 199H100V200H102ZM121 199L123 200L124 197H121ZM121 199H120V201H121ZM143 199H144V198H143ZM169 199H170V200H169ZM174 199H175V198H174ZM106 200H107V199H106ZM124 200H126V198H125ZM144 201H145V199H144ZM192 201H194V199H193ZM114 202H115V201H114ZM123 202H124V201H122V203H123ZM126 202H127V200H126ZM131 202H132V201H131ZM146 202H147V201H146ZM165 202H164V203H165ZM190 202H191V201H190ZM106 203H107V202H106ZM124 203H125V202H124ZM144 203H145V202H144ZM170 203H171V204H170ZM133 204H134V203H133ZM187 204H189V203H187ZM187 204H186V206H188ZM194 204H195V201H194ZM126 205H127V204H126ZM143 205H144V204H143ZM236 205H237V204H236ZM236 205H235V206H236ZM115 206H116V205H115ZM129 206H130V205H129ZM170 206H171L172 208H170ZM182 206H183V205H181V207H182ZM189 206H190V204H189ZM194 206H195V205H194ZM168 207H167V209H168ZM183 207H184V206H183ZM191 207H193V206H192V203H191ZM191 207H190V208H191ZM195 207H196V206H195ZM116 208H117V207H116ZM149 208H150V207H149ZM196 208H198V207H196ZM119 209H120V211H121V208H119ZM183 209H184V208H183ZM186 209H187V208H186ZM188 209H189V207H188ZM193 209H195V208H193ZM198 209H199V208H198ZM258 209H260V208H258ZM258 209H257V210H258ZM179 210H180V211H179ZM260 210L262 211V209H260ZM104 211H105V210H104ZM151 211H152V210H151ZM182 211H183V210H182ZM187 211H188V210H187ZM107 212H108V211H107ZM107 212H106V214H107ZM109 212H110V211H109ZM109 212H108V214H110ZM234 212H232V213H234ZM248 212H249V211H248ZM255 212H256V211H255ZM111 213H112V212H111ZM179 213H180V214H179ZM203 213H204V212H203ZM245 213H247V215H244ZM249 213H250V212H249ZM252 213H253V212H252ZM257 213H258V212H257ZM261 213H262V212H261ZM116 214H117V213H116ZM116 214H115V215H116ZM129 214H130V213H129ZM129 214H128V215H129ZM250 214H251V213H250ZM263 214H264V212H263ZM145 215H146V214H145ZM149 215H150V214H149ZM156 215H157V214H156ZM201 215H203V214L201 213ZM255 215H256V213H255ZM109 216H110V215H109ZM112 216H113V215H112ZM116 216H117V215H116ZM120 216H121V215H120ZM129 216H131V215H129ZM185 216H186V215H185ZM204 216H206V215H204ZM204 216H203V217H204ZM230 216H229V218H230ZM248 216H249V215H248ZM252 216L254 217V215H252ZM261 216H262V215H261ZM114 217H115V216H114ZM257 217H258V215H257ZM257 217H254L255 220L257 219ZM263 217H264V216H263ZM115 218H116V217H115ZM119 218H121V217H119ZM119 218H118V219H119ZM127 218H128V217H127ZM157 218H158V217H157ZM165 218H167V217H165ZM181 218H182V217H181ZM183 218H184V217H183ZM205 218H206V217H205ZM110 219H111V218H110ZM121 219L123 220L124 218H121ZM168 219H169V218H168ZM251 219H252V218H251ZM258 219H259V218H258ZM206 220H207V219H206ZM230 220H231V219H230ZM230 220H229V221H230ZM263 220H264V219H263ZM125 221H126V220H125ZM125 221H124V223H126ZM133 221H134V220H133ZM181 221H182V220H181ZM184 221H185V220H184ZM204 221H205V220H204ZM204 221H203V222H204ZM231 221H232V220H231ZM245 221H246V220H245ZM115 222H116V221H115ZM120 222H121V221H120ZM120 222H116V223H120ZM131 222H132V221H131ZM209 222H210V221H209ZM129 223H130V222H129ZM161 223H162V222H161ZM261 223H263V222L261 221ZM130 224H131V223H130ZM130 224H128V225L130 226ZM141 224H142V223H141ZM144 224H145V223H144ZM144 224H143V225H144ZM183 224H184V223H183ZM243 224H244V225H243ZM139 225H140V224H139ZM166 225H167V227H168V226H169V227L171 226L170 222H169V225H168V220H167V224H166ZM166 225H165V226H166ZM184 225H185V224H184ZM201 225H202V224H201ZM201 225H200V226H201ZM204 225H205V224H204ZM230 225H231V224H230ZM256 225H259V224H256ZM260 225H262V224H260ZM263 225H264V224H263ZM116 226H118V225H116ZM161 226H162V224L160 225V227H161ZM205 226H206V225H205ZM209 226H210V225H209ZM246 226H247V225H246ZM112 227H113V224H112ZM127 227H128V226H127ZM130 227L132 228V230H137V229H135L136 227L134 228V226H130ZM130 227H129V229H130ZM169 227H168V228H169ZM171 227H173V225H172ZM255 227H258V226H255ZM183 228H184V226H183ZM190 228H192V227L190 226ZM197 228H198V227H197ZM202 228H203V227H202ZM204 228H206V227H204ZM207 228H208V226H207ZM113 229H114V228H113ZM184 229H185V228H184ZM195 229H196V228H195ZM199 229H200V228H199ZM209 229H210V228H209ZM236 229H237V228H236ZM252 229H253V228H252ZM262 229H263V228H262ZM262 229H261V231H262ZM140 230H141V228H140ZM142 230H143V229H142ZM142 230H141V231H142ZM167 230H168V229H167ZM189 230H190V229H189ZM191 230H192V229H191ZM197 230H198V229H197ZM245 230H246V228H245ZM245 230H244V231H245ZM247 230H248V227H247ZM255 230H257V229H255ZM120 231H121V230H120ZM169 231H170V230H169ZM186 231H188V230L186 229ZM194 231H195V230H193V232H194ZM201 231H202V230H201ZM205 231H206V229H205ZM242 231H243V230H242ZM253 231H254V230H253ZM261 231H260V233H261ZM127 232H128V231H127ZM142 232H143V231H142ZM172 232H173V230H172ZM181 232H182V231H181ZM196 232L198 233V231H195V233H196ZM258 232H259V230H258ZM258 232H257V233H258ZM263 232H264V229H263ZM118 233H119V232H118ZM118 233H117V234H118ZM190 233H191V232H190ZM197 233H196V234H197ZM244 233H245V232H244ZM120 234H121V233H120ZM120 234H119V235H120ZM143 234H144V232H143ZM167 234L170 235V233H167ZM188 234H189V233H188ZM192 234H193V233H192ZM198 234H199V233H198ZM198 234H197V235H198ZM203 234H205V233L203 232ZM206 234H208V233H206ZM206 234H205V237H206ZM258 234H259V233H258ZM172 235H173V234H172ZM179 235H180V234H179ZM179 235H178V236H179ZM197 235H196V237H197V240H198V237H199V236H197ZM210 235H212V234H208V236H210ZM259 235H260V234H259ZM262 235H263V234H262ZM262 235H261V236H262ZM116 236H117V235H116ZM129 236H130V235H129ZM174 236H175V234H174ZM183 236H184V235H183ZM188 236H190V235H188ZM140 237H141V235H140ZM146 237H147V236H146ZM171 237H172V236H171ZM175 237H176V236H175ZM143 238H144V237H143ZM172 238H173V237H172ZM179 238H180V237H179ZM179 238H178V239H179ZM203 238H204V237H203ZM207 238H208V237H207ZM207 238H206L205 240H208ZM211 238H212V237H211ZM258 238H260V237H258ZM175 239H176V238H175ZM178 239H177V240H178ZM189 239H190V237H189ZM191 239H192V238H191ZM260 239H261V238H260ZM140 240H141V239H140ZM143 240H144V239H143ZM159 240H160V239H159ZM172 240H173V239H172ZM177 240H176V241H177ZM184 240H186V239H184ZM123 241H126V240H123ZM144 241H145V240H144ZM149 241H150V240H149ZM174 241H175V240H174ZM178 241H179V240H178ZM178 241H177V243H178ZM198 241H199V240H198ZM126 242H127V241H126ZM145 242H146V241H145ZM145 242H144V244H145ZM172 242H173V241H172ZM193 242H194V241H193ZM127 243H128V242H127ZM142 243H143V242H142ZM179 243H180V242H179ZM179 243L176 244V245H179ZM204 244H205V243H204ZM145 245H147V244H145ZM149 245H150V244H149ZM205 245H206V244H205ZM147 246H148V245H147ZM147 246H146V247H147ZM173 246H174V245H173ZM184 246H185V245H184ZM201 246H202V245H201ZM146 247H144V248H146ZM182 247H183V246H182ZM203 248H206V247L203 246ZM148 249H149V248H148ZM180 250H181V249H180ZM150 251L152 252V250H150ZM161 251H162V250H161ZM120 252H121V249H120ZM153 252H154V251H153ZM153 252H152V253H153ZM158 252H159V251H158ZM116 253H117V252H116ZM160 253H161V252H160ZM123 255H124V253H123ZM127 255H128V253H127ZM160 256H161V255H160ZM128 257H130V255H129ZM150 257H151V256H150ZM130 258H131V257H130ZM111 262H112V261H111ZM139 262H140V261H139ZM153 262H154V261H153ZM134 263H135V262H134ZM134 263L132 262V264H134ZM137 263H138V262H137ZM150 263H151V262H150Z\"/></svg>", "mask_w": 264, "mask_h": 264}]
</instances>
